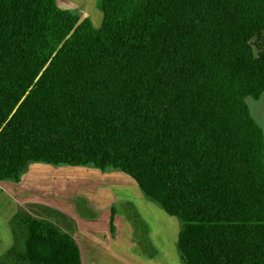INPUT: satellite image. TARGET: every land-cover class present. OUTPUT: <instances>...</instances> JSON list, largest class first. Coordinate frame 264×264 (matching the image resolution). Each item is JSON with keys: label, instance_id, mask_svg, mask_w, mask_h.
<instances>
[{"label": "trees", "instance_id": "trees-1", "mask_svg": "<svg viewBox=\"0 0 264 264\" xmlns=\"http://www.w3.org/2000/svg\"><path fill=\"white\" fill-rule=\"evenodd\" d=\"M0 0V182L31 164L130 177L182 228L184 264H264V0ZM32 264H81L27 219Z\"/></svg>", "mask_w": 264, "mask_h": 264}, {"label": "rangeland", "instance_id": "rangeland-1", "mask_svg": "<svg viewBox=\"0 0 264 264\" xmlns=\"http://www.w3.org/2000/svg\"><path fill=\"white\" fill-rule=\"evenodd\" d=\"M56 3L96 29L102 23V0ZM245 103L264 135V94ZM27 219L50 221L69 234L81 264H183L181 222L120 171L31 164L18 183L0 182V264H32L24 254Z\"/></svg>", "mask_w": 264, "mask_h": 264}, {"label": "water", "instance_id": "water-1", "mask_svg": "<svg viewBox=\"0 0 264 264\" xmlns=\"http://www.w3.org/2000/svg\"><path fill=\"white\" fill-rule=\"evenodd\" d=\"M184 264V263H183Z\"/></svg>", "mask_w": 264, "mask_h": 264}]
</instances>
